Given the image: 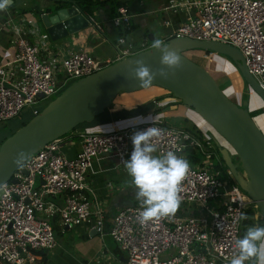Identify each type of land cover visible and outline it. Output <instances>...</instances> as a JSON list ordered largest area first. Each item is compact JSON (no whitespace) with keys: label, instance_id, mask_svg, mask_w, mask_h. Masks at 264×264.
<instances>
[{"label":"built area","instance_id":"1","mask_svg":"<svg viewBox=\"0 0 264 264\" xmlns=\"http://www.w3.org/2000/svg\"><path fill=\"white\" fill-rule=\"evenodd\" d=\"M180 10L189 15L175 23L171 16ZM162 11L167 15L163 25L170 32L165 34V42L188 37L237 47L264 89V0H169ZM85 15L90 26L103 32L95 16ZM133 18L129 7L122 5L111 19L122 32L113 59L102 60L90 51L79 50L58 65L52 61L48 34L37 26H25L23 20H9L15 53L10 62L0 65V125L18 118L26 106L31 105L34 116L39 114L41 99L53 97L70 83L151 48L148 38L141 44L128 38L134 31ZM208 54L216 55L213 51ZM151 126L161 130L153 140L157 146L154 155L173 151L189 162L190 170L181 185L180 207L174 216L141 226L137 219L140 204L129 205L120 208L110 222L100 202L93 198L88 173L95 162L105 158L130 159L132 135ZM113 127L110 131L82 132L81 149L73 158L61 151L63 136L50 141L24 163L27 174L18 168L13 174L16 181L2 184L0 264H39L42 253L58 246L54 229L57 216L61 231L85 226L96 230L101 239L110 236L125 256L120 264H229L236 254L235 240L243 237L241 214L246 215L257 203L230 170L231 178L222 177L223 171L217 167L222 164L218 147L208 134L209 128L198 125L201 139L187 128L163 122ZM167 252L169 255L162 259Z\"/></svg>","mask_w":264,"mask_h":264},{"label":"water","instance_id":"2","mask_svg":"<svg viewBox=\"0 0 264 264\" xmlns=\"http://www.w3.org/2000/svg\"><path fill=\"white\" fill-rule=\"evenodd\" d=\"M41 20L52 41L61 40L90 26L78 6L66 7L61 2L49 13L43 14ZM154 39L155 35L149 33V42L152 43ZM166 43L177 49L182 57V66L174 73L170 71L167 78L156 75L149 87L158 86L171 92L231 144L239 156L245 176L233 164L228 149L219 145L222 158L235 181L258 204L260 214L264 217V133L250 114L249 101L242 100V104L232 101L215 77L184 52L204 49L223 54L237 65L247 83L246 92L253 90L264 101V89L251 74L237 47L188 37L172 38ZM161 56V50L151 47L71 83L0 145V185L10 180L16 181L13 174L18 168L28 173L25 166L14 163L20 152L25 154V163L50 141L68 134L82 123L93 122L121 92L131 93L149 88L142 87L138 80L132 78L129 69L135 67V60L143 59L153 72H158L164 67L160 63ZM96 234V230H91V236Z\"/></svg>","mask_w":264,"mask_h":264},{"label":"crops","instance_id":"3","mask_svg":"<svg viewBox=\"0 0 264 264\" xmlns=\"http://www.w3.org/2000/svg\"><path fill=\"white\" fill-rule=\"evenodd\" d=\"M72 1L73 0H12L11 5L6 11H0V65L10 62L15 53V48L12 43L13 36L8 24L9 20L12 19L16 22L18 20H23L25 26L28 24L35 26L40 22L39 20L42 19L43 14L49 13L57 3L61 2L66 7L76 6ZM152 1L157 4V8H159L160 11H162L163 6L169 2V0ZM141 2L144 6L145 3L143 4V0H141ZM127 3V6L134 15V30L135 23L140 24L142 27H146L148 25V20L145 17L146 13L142 9L137 10L136 8L131 7L128 0ZM162 13L164 19L167 18L166 13ZM92 15L103 25L104 30L103 32L100 31L101 36L89 35L87 33L89 29L86 28L78 33L58 40V43L55 44H52V40L50 39L51 51L53 52L52 61L56 63V65H58V63H60V61L67 57L71 52L79 50L90 51L92 55L102 60L113 59L115 57L116 51L114 46L121 32L120 29L114 27L111 23L114 14H112L108 6L102 5L95 9ZM188 15L189 13L186 10H180L177 15L171 17L174 22L177 23L185 20ZM91 27L92 26H89V28ZM41 28L43 29L44 26H41ZM115 29L118 33L117 39H112L111 37L114 34ZM165 30V34L170 33L167 28ZM40 31L47 34L45 28L43 30L40 29ZM146 38H148V35H146ZM96 50H99L100 54H97ZM200 53L204 54L205 52ZM238 74L241 76L239 71ZM242 81V84L245 85L243 78ZM122 95V103L119 99L116 104H114L115 102L113 101L104 113L98 115L95 120L113 121L118 119V124L115 123L116 126L118 127L119 124H123L121 128H125L127 126L146 122L141 120L143 116L150 117L154 113L159 114L158 112L161 108H169L170 106H173L169 108V110L171 109V112H174L173 114H176V117L192 119L198 126L197 122L200 120V118H198L199 114L192 110V108L184 105L175 96L171 97V95L162 94L164 97L158 98L157 96H154L155 92L150 89L146 92L141 91L139 94L134 93ZM173 104H176V106ZM152 111L154 113H152ZM95 120L87 123L93 124ZM165 122L166 121H163V123ZM82 132L89 131L80 128L63 136L61 151L69 158L75 157L80 151L81 139L79 135ZM215 144L217 147L220 145L217 142H215ZM130 179L124 161H119L116 158H105L100 162H95L92 170L88 173L87 182L92 190L93 198L99 202H103L102 205L104 207L102 208L110 220L123 206L140 204L139 201L135 199L134 189L130 184L125 182ZM58 203L61 204V202ZM73 229H76L78 232V241L69 240L61 244L59 247L57 246L58 248L56 250L54 249L50 252L42 253L43 260L39 264H95L94 259H96V255L98 258L101 252L105 254V257L101 260L102 264H120L123 260L124 254L119 249L116 242L114 245L104 243L101 246L99 241L97 244H94V240L96 239L92 238L95 236L101 238L99 235L96 234L95 236H91V231L85 226H78ZM71 230L72 229H65L64 231L60 230V234L63 235ZM101 240L104 241V239ZM246 264H250V262H246Z\"/></svg>","mask_w":264,"mask_h":264},{"label":"clouds","instance_id":"4","mask_svg":"<svg viewBox=\"0 0 264 264\" xmlns=\"http://www.w3.org/2000/svg\"><path fill=\"white\" fill-rule=\"evenodd\" d=\"M11 2L0 0V11H6ZM119 43H123V40ZM151 47L161 50L160 63L164 67L153 72L143 59L135 60V67H130L129 75L138 80L142 87H149L156 75L167 78L170 71L174 73L182 66V57L177 49L164 40L154 39ZM151 119L154 123L155 117ZM160 135L161 130L153 126L135 132L131 137L133 151L130 159L124 161L131 178L130 186L142 209L137 216L141 226L175 215L181 204V185L190 170L189 162L173 151L154 155L157 146L153 140ZM24 161L25 154L20 152L14 163L23 167ZM0 190H3L2 185ZM247 218L241 214V219ZM235 249L236 254L231 257L229 264H264V226L248 227L244 236L235 240Z\"/></svg>","mask_w":264,"mask_h":264},{"label":"rangeland","instance_id":"5","mask_svg":"<svg viewBox=\"0 0 264 264\" xmlns=\"http://www.w3.org/2000/svg\"><path fill=\"white\" fill-rule=\"evenodd\" d=\"M131 7L136 8L137 10H143L146 13V18L148 20V25L146 27H142L140 24L135 23V30L134 32L129 36L130 39H133L137 44H141L145 38L146 35H148L149 33H152L155 35L156 38L162 39L165 36L166 33V27L163 25V11H160L159 8H157V4L154 3L152 0H143V4L145 3V5H142L141 0H128ZM152 11V12H150ZM40 22L38 24H36L35 26H37L39 29L43 30L41 28V26L43 27V23L42 20H39ZM41 25V26H40ZM30 27V26H27ZM89 29V30H88ZM88 31L87 33L89 35H97V36H101V32L95 27L92 26L91 28L88 27ZM104 34V33H103ZM117 31L115 29L114 34L112 35V39H117ZM58 43V41H52V44ZM204 49H193L190 51H185V53L188 54V56L192 57L196 63L202 65L203 67H205L210 73H212V75L215 77V79L219 80V82H225V84H228L225 88H223L224 92L231 98L237 99L239 104H242V100H248L249 101V106L250 107H261L264 106V101L262 100V98L256 94L255 91L251 90L250 92H246V84L243 85L242 84V77L238 74V67L235 64L234 61H230L226 56H224L223 54H218L216 53L215 56H211L207 53H200V52H204ZM97 54H100L99 50H96ZM224 84V85H225ZM153 90L155 92V97L157 96L158 98H163V95H171L169 92L168 93H164L163 89H160L158 87H154L152 86L151 88H147L144 89L143 91H148V90ZM139 94V92H131V93H126V94ZM123 93L119 94L117 96V99L114 100V104H116L119 101L122 103L123 98L122 95ZM57 96V95H56ZM55 96V97H56ZM53 97H49L48 99L44 100L41 99L40 104H38L39 108H44V106H47L48 103L55 98ZM172 97V96H171ZM121 98V99H120ZM174 106H176V104H173ZM248 106V108H249ZM173 106H170L169 108H171ZM169 108H161L159 109V114H155L153 111L152 113H154L153 115H151L150 117L148 116H143L141 120L146 121V122H152L151 117H155V122H163L166 121L165 123L168 124L169 126H174V127H184V128H188V129H193V126L195 124L194 120L192 119H186L183 117H176V114H173L174 112H171L172 110ZM193 110V109H192ZM250 110V108H249ZM251 111V110H250ZM264 112V111H263ZM251 114V113H250ZM31 115V105L30 106H26L22 112V114L20 115V117L13 119L11 121L8 122H4L2 123V125H0V136L5 133V131L7 129L13 128L14 126H16V124L18 122H20L21 120H26L30 117ZM103 116V115H101ZM198 118H200L199 122H197V124L199 126H206L209 128V135L213 138V142L215 144V142H217L218 144H220L221 146L223 145L224 147H226L229 151V154L232 158V162L234 165L237 166V170L243 175L244 171L242 169V164L241 161L239 159V156L236 152V150L231 146V144L226 141V139L224 137H222L219 133L216 132V130L209 125L200 115H198ZM256 122L258 124V127L264 132V114L259 115L258 117H255ZM119 120L115 119V120H108V121H100V120H96L93 124L92 123H88V124H83V125H78L80 127H76L77 129H84L87 130L89 132H95V131H110L113 130V126L115 123H117ZM118 124V123H117ZM123 124H119L118 128H121ZM76 129V130H77ZM226 143H225V142ZM222 146V147H223ZM219 150V148H218ZM219 153L221 154V151H219ZM219 154V156H220ZM216 161V160H215ZM126 183L130 184V180L125 181ZM219 200V199H218ZM102 201L100 202V205L102 207H104L102 205ZM131 205V204H130ZM210 207L214 208V205L212 202H210ZM257 206H251L249 208V210L247 211V219L246 221H243V224L241 226V236H244L246 230L248 227L250 226H255L258 225V218L255 217L254 213H260L258 204H256ZM125 206H129V205H125ZM123 206V207H125ZM188 209H191V205L187 206ZM55 233H56V238L58 241V247L63 244L66 241L69 240H75L78 241V232L76 229H72L71 231L65 233V234H60V232L58 231V229H55ZM92 239H96L94 240V244H97L98 241L100 242L101 246L102 244L106 243L109 245H114L115 241L110 237H106L104 239V241L101 240V238H99L98 236L93 237ZM56 247L55 250L58 248ZM54 250V249H53ZM52 251V250H50ZM47 251V252H50ZM169 255V252H167L166 254L162 255L161 258L164 259L166 256ZM103 257H105V254L103 252H101V254L98 256L96 255V259H94L95 264H102L101 260H103Z\"/></svg>","mask_w":264,"mask_h":264},{"label":"trees","instance_id":"6","mask_svg":"<svg viewBox=\"0 0 264 264\" xmlns=\"http://www.w3.org/2000/svg\"><path fill=\"white\" fill-rule=\"evenodd\" d=\"M72 3L74 4V5H76V6H78V8L83 12V13H85V14H92L93 12H94V10L95 9H97L98 7H100V6H102V5H106V6H108V8H109V10H111V12H112V14H115L116 13V10H117V8L119 7V6H122V5H127L128 3H127V0H73L72 1ZM121 32V31H120ZM122 33V32H121ZM188 51H190V50H188ZM205 53H209L210 51L209 50H205L204 51ZM188 53V52H187ZM187 53H185L184 52V54L187 56V57H189L190 59H192L193 61H195L192 57H190V56H188V54ZM225 56V55H224ZM227 57V56H226ZM230 61H232L229 57H227ZM240 72V71H239ZM212 74V73H211ZM217 82L219 83V85H220V87L223 89V88H225L228 84H225V82H219V80L217 79ZM244 82H245V84L247 85V83H246V81L244 80ZM71 84V83H70ZM69 84V85H70ZM225 84V85H224ZM69 85H67L66 87H64L62 90H60L59 91V93H57L56 95L58 96L59 94H61ZM152 87V86H151ZM150 87V88H151ZM154 87H158V86H154ZM158 88H160V89H163V88H161V87H158ZM144 89H142V90H140V92L141 91H143ZM164 90V92H169L168 90H166V89H163ZM136 92H139V91H136ZM121 93H123V94H125V92H121ZM120 93V94H121ZM170 94H171V96H173L174 97V95L171 93V92H169ZM55 95V96H56ZM54 96V97H55ZM56 96V97H57ZM55 97V98H56ZM54 98V99H55ZM231 98V97H230ZM53 100V99H52ZM51 100V101H52ZM231 100L232 101H234L235 103H238L237 101V99H234V98H231ZM50 101V102H51ZM181 102V101H180ZM45 107V106H44ZM249 108H250V113H251V116H252V118H253V120L256 122V118L255 117H258L259 115H261V114H264V106H262V108L261 107H259V106H257V107H250L249 106ZM42 110V108H40V111ZM20 117V116H19ZM34 117V115L33 114H31L30 115V117L28 118V119H26V120H21L20 122H18L17 124H16V126H14L13 128H10V129H7L6 131H5V133H3L1 136H0V145L9 137V136H11L12 134H14L20 127H22V126H24L25 124H27L32 118ZM16 119V118H15ZM96 121V120H95ZM83 124H88L87 122H85V123H83ZM83 124H81V125H83ZM256 124H257V122H256ZM80 125V126H81ZM258 125V124H257ZM80 126H78V127H80ZM77 128H75L73 131H75ZM187 130H189V131H191L192 133H194L197 137H199V138H201V139H203V133H202V131L200 130V128L196 125V124H194V126H193V129H188L187 128ZM218 149V148H217ZM218 153H219V150H218ZM220 154V153H219ZM192 156V155H191ZM196 158L195 157H192V162L193 163H195V160ZM220 159H221V165H219V164H217V167H219V168H221V170L223 171V174H222V177L224 178V179H229V178H231V175L229 174V172H228V170H229V168H228V166L226 165V163H225V161H224V159L222 158V155L220 154ZM259 211V210H258ZM254 215H255V217L256 218H258L257 220H258V225H260V226H264V217L259 213V215L257 214V213H254ZM256 215H258V217L256 216ZM246 216H247V214H246ZM57 220H58V216L56 217V219H55V221H54V229H58V231L60 232V227L58 226V222H57ZM245 221H246V219H244Z\"/></svg>","mask_w":264,"mask_h":264},{"label":"flooded vegetation","instance_id":"7","mask_svg":"<svg viewBox=\"0 0 264 264\" xmlns=\"http://www.w3.org/2000/svg\"><path fill=\"white\" fill-rule=\"evenodd\" d=\"M264 133V132H263Z\"/></svg>","mask_w":264,"mask_h":264}]
</instances>
